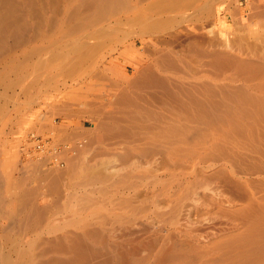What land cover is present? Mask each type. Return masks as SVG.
<instances>
[{"label": "rangeland", "instance_id": "1", "mask_svg": "<svg viewBox=\"0 0 264 264\" xmlns=\"http://www.w3.org/2000/svg\"><path fill=\"white\" fill-rule=\"evenodd\" d=\"M0 29V264H264V0H0Z\"/></svg>", "mask_w": 264, "mask_h": 264}, {"label": "bare ground", "instance_id": "2", "mask_svg": "<svg viewBox=\"0 0 264 264\" xmlns=\"http://www.w3.org/2000/svg\"><path fill=\"white\" fill-rule=\"evenodd\" d=\"M28 2V1H27ZM30 2V1H29ZM12 3V2H11ZM100 5V4H99ZM39 11V10H38ZM8 12V11H7ZM31 13V12H30ZM10 15V14H9ZM37 15V14H36ZM22 19V18H21ZM10 25V24H9ZM13 28V27H12ZM76 30V29H75ZM1 31V29H0ZM20 31V30H19ZM3 32V31H2ZM35 34V33H34ZM16 36V35H15ZM39 37V36H38ZM61 42V41H60ZM12 53V52H11ZM5 54V53H4ZM58 58V57H57ZM26 61V60H25ZM23 81V80H22ZM6 93V92H5ZM13 97V96H12ZM2 98V97H1ZM263 212V211H262ZM253 219V218H252ZM12 221V220H11ZM257 222H255V225H256ZM251 225L253 226V222L251 223ZM251 225H249V227H252ZM254 225V226H255ZM37 228V227H36ZM5 238V237H4Z\"/></svg>", "mask_w": 264, "mask_h": 264}]
</instances>
